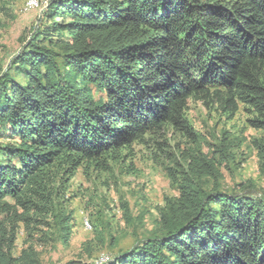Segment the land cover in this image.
<instances>
[{
    "label": "trees",
    "instance_id": "trees-1",
    "mask_svg": "<svg viewBox=\"0 0 264 264\" xmlns=\"http://www.w3.org/2000/svg\"><path fill=\"white\" fill-rule=\"evenodd\" d=\"M46 15L0 73V264H40L36 241L71 240L81 168L193 136L191 100L249 115L264 177V0H51ZM231 147L225 136L214 153ZM220 165L198 151L169 169L179 196L161 234L103 264H264V198L221 188Z\"/></svg>",
    "mask_w": 264,
    "mask_h": 264
},
{
    "label": "rangeland",
    "instance_id": "rangeland-1",
    "mask_svg": "<svg viewBox=\"0 0 264 264\" xmlns=\"http://www.w3.org/2000/svg\"><path fill=\"white\" fill-rule=\"evenodd\" d=\"M50 1L39 0L38 6L29 8L28 0H0V73L10 70L13 58L48 23ZM186 115L193 136L170 130L165 138L147 146L135 144L134 155L126 162L112 164L111 171L81 168L77 172L71 187V194L77 196L68 202L75 215L71 240L63 242L54 233L51 242L36 241L40 264H100L103 254L109 263L120 252L161 234V214L167 211L168 200L179 196L169 169L184 167L190 153L216 156L221 162V188L238 191L246 185L264 198V177L255 145L263 132L249 125V115L241 109L229 118L218 106L196 100L188 103ZM225 136L232 144L228 161L214 153ZM157 141L165 144L158 145ZM6 143L0 140V146ZM27 239L23 230L16 255Z\"/></svg>",
    "mask_w": 264,
    "mask_h": 264
},
{
    "label": "built area",
    "instance_id": "built-area-1",
    "mask_svg": "<svg viewBox=\"0 0 264 264\" xmlns=\"http://www.w3.org/2000/svg\"><path fill=\"white\" fill-rule=\"evenodd\" d=\"M44 2H47V0H44ZM39 0H28L27 2V7L32 8V7H36L39 5ZM109 258L106 256H102L100 259V264L105 263Z\"/></svg>",
    "mask_w": 264,
    "mask_h": 264
}]
</instances>
